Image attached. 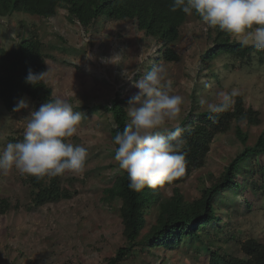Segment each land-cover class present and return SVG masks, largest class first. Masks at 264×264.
Instances as JSON below:
<instances>
[{"label": "trees", "instance_id": "16d2710c", "mask_svg": "<svg viewBox=\"0 0 264 264\" xmlns=\"http://www.w3.org/2000/svg\"><path fill=\"white\" fill-rule=\"evenodd\" d=\"M171 2L172 0H0V16H12L15 12L22 11L27 16L52 18L60 10H64L71 23L87 30L97 21L104 26L112 20H134L139 31L155 40L156 49L148 58L152 68L154 64L178 62L182 59L174 44L181 39L189 16L180 10L171 11ZM192 16L202 21L195 12ZM205 25L208 32L205 36L206 45L201 48L199 55L200 81H204L206 72L203 71L207 70L212 72V76L218 77L211 65L223 54L240 60L239 67L247 70L254 68V64L261 65L264 62V51H258L252 46L242 47L234 35ZM44 45L35 30L27 31L26 36L19 34V42L15 46L6 48L0 45V101L7 112H14L13 107L19 98L34 102L38 109L48 98L55 96L54 87L46 77L35 86L25 82L29 70L37 73L48 70ZM128 70L132 76L127 85L131 84L132 93L127 92V87H124L115 90L104 103L87 99L83 106L73 107L75 111L82 113V123L98 121L101 117L100 122L107 123L111 135V157L115 155L114 136L123 131L130 120L126 108L129 98L138 91L135 82L147 73ZM204 86L202 83L198 84L193 91L188 92L187 98L191 100L189 111L177 124L186 130L183 135L187 141L185 172L181 177L157 188L145 186L142 190L135 191L129 188L126 171L120 169L115 162L117 173L104 188L103 200L111 206L115 201L118 202L116 210L121 216L125 240L112 255L106 257L105 264H126L129 259L140 254L163 253V258L166 259V253H172L182 245L187 248L196 247L195 254L202 264H264V243L254 237L244 239L239 227L240 221H224L225 216H232L239 211L240 203L245 205L246 211L251 212L257 203L264 201V132L254 143H249V133L241 125L242 122L249 126L260 125L261 112L246 105L243 97L237 95L228 111L210 119L206 107L200 104ZM187 98L185 102L188 101ZM177 125L169 129L174 130ZM189 128L192 129L190 133L187 131ZM232 130H235V136L242 143L240 150L219 173L209 172L200 178L197 193L187 197L179 185L206 165L216 138ZM253 162L255 165L251 167ZM74 175L66 183H63L65 174L44 177L21 175L29 195L26 208L74 197L79 189L76 185L84 182L83 177ZM167 188L171 189L170 192ZM21 206L18 198L0 195V214L9 213L13 209L19 210ZM260 208L263 209L264 206ZM229 242L236 243L242 255L227 252L224 246Z\"/></svg>", "mask_w": 264, "mask_h": 264}, {"label": "rangeland", "instance_id": "374dc122", "mask_svg": "<svg viewBox=\"0 0 264 264\" xmlns=\"http://www.w3.org/2000/svg\"><path fill=\"white\" fill-rule=\"evenodd\" d=\"M14 15L0 16V45L6 48L15 46L19 42V34L26 36L27 31L35 30L45 44V60L48 69L51 68L46 79L54 87L55 96L64 97L73 107L83 106L87 99L104 103L115 90L124 87L132 93L131 84L127 85L132 76L128 69L137 73L151 70L148 58L156 49L155 40L139 31L134 20H112L104 26L97 21L87 30L71 23L64 10L52 18L27 16L22 11ZM207 32L203 21L189 16L181 39L174 44L182 59L163 63L168 69V79L172 81L171 93L181 95L185 100L194 86L207 82L212 87L204 86L201 98L214 101L218 91L237 89L246 105L261 112L260 125L241 124L249 133V143H254L264 132V62L247 70L239 67L240 60L223 54L211 65L218 77L207 70L203 71L206 72V77L202 75L204 81H200L199 55L206 45ZM235 39L238 40L236 36ZM257 57L260 58L259 55ZM28 101V109L12 113L7 112L0 101V147L22 140L28 114L37 109L34 102ZM190 103L188 99L182 105L183 113L179 118L167 121L165 127L179 124L189 111ZM101 120L102 117L98 121L81 122L78 134L69 139L73 144L84 146L88 152L83 171L66 173L63 178V183L73 174L84 178L83 183L76 185L79 189L74 197L29 209L26 208L28 190L22 176L15 169L6 175L0 174V195L18 198L22 205L19 210L0 214V264H105L106 257L124 243L121 216L116 210L118 202L111 206L103 200V190L110 184L117 168L114 157L109 155L111 135L107 123H101ZM241 147L235 130L219 135L206 165L179 185L181 190L187 197H192L200 186V178L209 172L219 173ZM254 165L255 162L251 167ZM167 189L170 192L171 189ZM259 206H264L263 200L248 212L240 203L239 211L225 216L224 221H240L244 239L254 237L264 243V208ZM224 249L242 255L234 242L227 243ZM195 251L196 247L182 245L174 252L166 253V259L163 253L140 254L126 264H202Z\"/></svg>", "mask_w": 264, "mask_h": 264}, {"label": "clouds", "instance_id": "9594fccd", "mask_svg": "<svg viewBox=\"0 0 264 264\" xmlns=\"http://www.w3.org/2000/svg\"><path fill=\"white\" fill-rule=\"evenodd\" d=\"M170 10L193 12L213 29L238 38L242 47L252 46L264 51V0H172ZM47 64V61H45ZM51 68L42 72L29 70L25 82L38 85ZM138 91L128 101L129 122L113 138L114 159L126 171L129 188L135 191L145 186L157 188L181 177L186 165V131L176 126L165 127L167 121L177 120L184 97L172 94V81L163 63L154 64L150 71L135 82ZM211 88V83H205ZM237 89L218 91L214 101L200 99L209 118L228 111ZM29 108L27 98H19L14 112ZM83 119L80 111L62 96H52L38 109L31 110L24 127L23 138L0 147V174L15 169L21 175L36 177L63 176L82 172L88 156L87 149L69 142L78 134ZM189 133L192 129L187 130Z\"/></svg>", "mask_w": 264, "mask_h": 264}]
</instances>
